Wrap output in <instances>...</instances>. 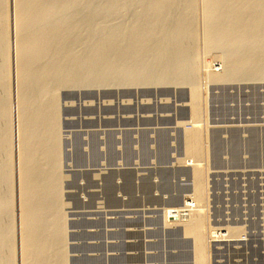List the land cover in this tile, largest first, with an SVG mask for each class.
<instances>
[{"label": "rangeland", "instance_id": "rangeland-1", "mask_svg": "<svg viewBox=\"0 0 264 264\" xmlns=\"http://www.w3.org/2000/svg\"><path fill=\"white\" fill-rule=\"evenodd\" d=\"M27 263L264 264V0H0V264Z\"/></svg>", "mask_w": 264, "mask_h": 264}, {"label": "bare ground", "instance_id": "bare-ground-1", "mask_svg": "<svg viewBox=\"0 0 264 264\" xmlns=\"http://www.w3.org/2000/svg\"><path fill=\"white\" fill-rule=\"evenodd\" d=\"M15 3V2H14ZM37 3V2H36ZM19 4V3H18ZM128 4V3H127ZM17 6V5H16ZM51 6V5H50ZM20 7V6H19ZM23 7V6H22ZM18 11V10H17ZM21 11V10H20ZM161 11V10H160ZM16 12V11H15ZM23 13V12H22ZM20 16V15H19ZM17 19V18H16ZM23 19V18H22ZM15 21H17V20H15ZM22 21V20H21ZM21 21H19L18 20V25H17V27L19 26V24H20V22ZM17 23V22H16ZM23 23V22H22ZM230 25V24H229ZM24 27V26H23ZM10 28V27H9ZM219 28V27H218ZM18 29V28H17ZM2 32V31H1ZM125 35V34H124ZM2 36V35H1ZM29 36V35H28ZM11 38V37H10ZM3 41V40H2ZM1 41V42H2ZM11 42V41H10ZM17 42H18V40H17ZM95 42H96V40H95ZM18 46V45H17ZM5 49V48H4ZM48 50V49H47ZM65 52H67V51H65ZM238 52V51H237ZM12 53V52H11ZM187 53V52H186ZM174 54V53H173ZM228 54V53H227ZM176 55V54H175ZM17 56L19 57V55H18V52H17ZM17 57V58H18ZM105 58V57H104ZM2 61V60H1ZM82 63V62H81ZM196 63V62H195ZM169 64V63H168ZM223 70V69H222ZM5 71V70H4ZM94 71V70H93ZM113 71V70H112ZM155 71V70H154ZM211 71V70H210ZM213 71V70H212ZM30 72V71H29ZM215 72V71H214ZM43 73H44V71H43ZM242 73V72H241ZM19 76V75H18ZM78 76V75H77ZM117 77V76H116ZM19 78V77H18ZM150 78V77H149ZM162 78V77H161ZM55 79V78H54ZM20 80H21V78H20ZM161 80V79H160ZM33 81V80H32ZM57 82V81H56ZM88 83V82H87ZM79 84V83H78ZM23 86V85H22ZM26 90V89H25ZM120 90V89H119ZM20 93V92H19ZM196 93V92H195ZM194 93V94H195ZM193 94V95H194ZM192 95V98H194V96ZM34 100V99H33ZM194 100V99H193ZM22 102V101H21ZM33 103V102H32ZM106 103V102H105ZM193 103V102H192ZM191 103V104H192ZM29 104V103H28ZM24 105V104H23ZM22 105V106H23ZM195 105L193 104V109H192V113H193V115H197V113H196V106L194 107ZM42 107V106H41ZM24 108V107H23ZM12 109V108H11ZM13 110V109H12ZM18 110H19V108H18ZM25 110H26V108H25ZM29 110V109H28ZM47 111H48V109H47ZM13 112H14V115H12L13 114ZM11 111V115L13 116L12 118H14V120H13V122H15L16 124H17V121L19 122V120H17V118L16 117H18V112H17V110H16V112H15V109H14V111ZM36 112V111H35ZM19 113H20V110H19ZM31 113V112H30ZM38 114V113H37ZM48 114V113H47ZM34 115V114H33ZM20 116H21V114H20ZM29 117V116H28ZM11 118V119H12ZM21 118V117H20ZM23 118V117H22ZM24 119V118H23ZM22 119V120H23ZM190 119V118H189ZM243 119V118H242ZM194 120V119H193ZM12 122V121H11ZM36 122V121H35ZM44 122H45V120H44ZM13 124V123H12ZM11 124V125H12ZM15 124V126H14V128L15 129H13V130H15V133L17 134V136H18V128L20 129V127H17L18 125H16ZM24 125V124H23ZM42 125V124H41ZM13 126H12V128H13ZM22 126V125H21ZM36 128V127H35ZM39 128V127H38ZM37 128V129H38ZM199 128V127H198ZM198 128H196V130L194 131V132H192L191 134H189L187 137V144H188V150L189 151H194V149H196V146H197V144H198V141H199V138H200V134H199V130H198ZM23 130H24V128H23ZM31 130V129H30ZM13 132V131H12ZM22 131H20V133H21ZM43 132V131H42ZM22 133H24V132H22ZM28 133V132H27ZM31 134V133H30ZM26 135V134H25ZM42 135V134H41ZM20 136V135H19ZM21 136H23L22 134H21ZM29 136V135H28ZM27 137V136H26ZM21 138V137H20ZM24 138V137H23ZM26 139V138H25ZM21 140V139H20ZM40 140V139H39ZM255 140V139H254ZM25 141V140H24ZM53 141V140H52ZM22 142V141H21ZM34 143V142H33ZM236 143L237 142H235L234 143V146H236ZM254 143V142H253ZM21 144V143H20ZM186 144V145H187ZM25 145H26V143H25ZM50 145V144H49ZM232 146V145H231ZM233 146V147H234ZM242 146V145H241ZM237 147H239V146H237ZM237 147H235V149L237 148ZM51 148V147H50ZM249 148V147H248ZM20 149V148H19ZM22 149V148H21ZM41 149V148H40ZM53 149V148H52ZM239 149V148H238ZM24 150V149H23ZM31 150V149H30ZM43 150V149H42ZM237 150V149H236ZM186 151V150H185ZM26 152V151H25ZM33 152V151H32ZM37 152H39V151H37ZM22 152H20V154H21ZM34 153V152H33ZM19 154V155H20ZM208 154V153H207ZM263 154V153H262ZM23 156H24V154H23ZM34 156V155H33ZM38 156V155H37ZM20 158H21V156H20ZM48 159V158H47ZM33 160V159H32ZM31 161V160H30ZM21 162H22V160H21ZM199 162V161H198ZM26 163H28V161L26 162ZM35 163V162H34ZM53 163V162H52ZM31 164V163H30ZM37 165V164H36ZM53 165V164H52ZM21 166V165H20ZM23 166V165H22ZM40 166V165H39ZM28 167V166H27ZM45 167V166H44ZM196 168V172H195V174H194V176H195V180L197 181V182H199V180H200V178H201V176H200V172L198 171V165L197 166H195ZM21 169V168H20ZM25 171H26V169H24ZM36 170V169H35ZM24 171V172H25ZM20 172H22V171H20ZM35 172V171H34ZM6 174V173H5ZM22 174V173H21ZM27 174H28V172H27ZM47 175V174H46ZM44 176V175H43ZM22 176H20V178H21ZM19 178V179H20ZM34 178V177H33ZM21 179H23V178H21ZM39 179V178H38ZM32 180V179H31ZM38 182V181H37ZM24 183V182H23ZM25 185V184H24ZM21 186H23V185H21ZM30 187V186H29ZM28 187V188H29ZM24 188H25V186H24ZM23 188V189H24ZM22 189V188H21ZM21 190L20 192H21V197H23L24 195H26V192L24 193L23 191L24 190ZM34 189V188H33ZM199 189V188H198ZM200 191L201 190H198V191H196V194H195V196H194V201L195 202H197V204H198V207H197V209H196V211L194 212V214H193V217L192 218H194V219H192L191 218V222L190 223H188V225H186V234H194L195 235V246H196V250H197V252L199 253V257L201 258V256H202V254H203V252H202V250H201V242H202V239H203V236H202V234H201V231H200V228H201V225H202V221H203V208H202V206L200 205L201 204V193H200ZM29 195V194H28ZM25 198L27 197V196H24ZM33 197V196H32ZM31 197V198H32ZM26 200V199H25ZM30 200V199H29ZM20 202H21V200H20ZM23 202V201H22ZM23 203H25V202H23ZM35 203V202H34ZM20 205H22V203H20ZM66 205V204H65ZM180 205V204H179ZM178 205V206H179ZM177 206V205H176ZM53 207V206H52ZM184 207H186V206H184ZM23 208V207H22ZM172 208V207H171ZM175 208V207H174ZM179 208H181V206L180 207H177L176 209H174L173 210V212L176 214V213H180L181 211L179 210ZM29 209V208H28ZM182 209V208H181ZM7 210V209H6ZM184 210V209H183ZM195 210V209H194ZM15 211V210H14ZM22 211L24 212V208L22 209ZM21 211V212H22ZM185 212V211H184ZM27 214V213H26ZM25 214V215H26ZM28 214H29V212H28ZM168 214H171L170 212H169V210L167 209V211H166V213H165V216H164V219H165V223H166V225H168V224H173V221L171 220V217H169V215ZM22 215H24V213L22 214ZM178 215H180V214H178ZM192 215V214H191ZM46 216V215H45ZM25 218V217H24ZM21 219H23V216H21ZM24 220V219H23ZM21 222H22V220H21ZM25 225H26V223H25ZM37 225V224H36ZM26 227V226H25ZM30 228V227H29ZM22 229V228H21ZM33 229V228H32ZM7 231V230H6ZM32 231V230H31ZM65 231V230H64ZM185 231V230H184ZM39 232V231H38ZM219 233V232H218ZM218 233H214L215 234V236L216 235H218ZM232 233H233V231H232ZM184 234H185V232H184ZM26 235H28V233H26ZM44 236V235H43ZM187 236V235H186ZM220 236V235H219ZM25 237L26 236H24L23 237V235H22V245L21 246H23L24 244H25V242H24V240H25ZM216 237H218V236H216ZM27 238H28V236H27ZM32 238V237H31ZM43 238V237H42ZM215 238V237H214ZM220 238V237H219ZM27 240V239H26ZM29 240H30V237H29ZM21 242V241H20ZM27 242V241H26ZM49 242V241H48ZM30 243V242H29ZM32 243V242H31ZM57 244V243H56ZM24 246H27V245H24ZM194 246V247H195ZM36 247V246H35ZM13 248V247H12ZM23 248H25V247H23ZM22 248V249H23ZM36 249V248H35ZM40 249V248H39ZM195 249V248H194ZM31 250V249H30ZM2 252V251H1ZM31 252V251H30ZM30 252H28V255H30L29 253ZM49 252V251H48ZM197 254V253H196ZM27 255V256H28ZM4 256V255H3ZM26 256V255H25ZM24 257V256H23ZM34 257V256H33ZM196 257H197V255H196ZM25 258V257H24ZM23 258V259H24ZM30 258V257H29ZM41 258V257H40ZM25 260V259H24ZM29 260V259H28ZM196 260V259H195ZM33 261V260H32ZM24 263H25V261H23ZM58 263V262H57ZM28 264V263H27ZM130 264V263H129Z\"/></svg>", "mask_w": 264, "mask_h": 264}, {"label": "built area", "instance_id": "built-area-1", "mask_svg": "<svg viewBox=\"0 0 264 264\" xmlns=\"http://www.w3.org/2000/svg\"><path fill=\"white\" fill-rule=\"evenodd\" d=\"M187 206H188L189 209H192L194 207V205L191 204V203H188Z\"/></svg>", "mask_w": 264, "mask_h": 264}]
</instances>
